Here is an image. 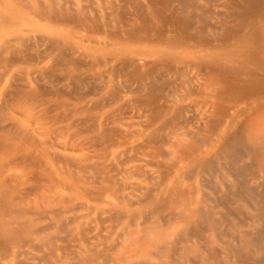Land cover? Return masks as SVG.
<instances>
[{
	"label": "rangeland",
	"instance_id": "rangeland-1",
	"mask_svg": "<svg viewBox=\"0 0 264 264\" xmlns=\"http://www.w3.org/2000/svg\"><path fill=\"white\" fill-rule=\"evenodd\" d=\"M20 1L14 0L18 4ZM69 1L79 3L84 8V12L86 10L85 14L90 17L96 15V11H100L99 13L106 19L108 18L106 14L111 12L105 5V1L108 0H54V3L64 4L70 8L72 5H69ZM0 8H4L3 0H0ZM25 8L24 3L15 5V10L29 20V23L23 24L20 28L31 30L21 33L24 38L22 43L18 41L13 44L22 55L13 58L10 50L0 53V161L8 164H5L4 171H1L0 180L8 181V195L16 199L18 204L40 209V214L31 212L27 214L28 218L34 220L35 228L45 231L35 236L36 243L41 245V240L48 236L56 239V242L45 248L29 247L22 259L27 264H111L105 263L101 255L106 254L104 250L114 248L118 244L122 238L119 239L118 235L124 234L123 225L126 219H110L107 211H110L112 207L108 205V201L115 202L118 207L126 204L125 210L136 213L144 210L149 214L155 208L151 202H141L144 190L152 187L150 185L152 180L149 178L156 176L159 170L155 167V162H162L159 157L155 159L150 157L152 154L149 152H152L153 149H150L153 145L148 144L144 137L151 129L149 127L151 124L148 122L151 113L145 107L147 104L143 105L141 102L142 93L139 92L137 84L142 79L134 78L135 81L127 79V72L131 69H128L126 74L112 73L111 66L114 64L112 62L99 64L100 66L91 65V60L95 59L93 50L102 53V58L105 59L110 55L111 47L92 45L91 48H87L85 43H79V52L87 56L81 59L78 56L62 55L59 48L50 44V41L44 40L45 42L41 43L37 39L40 36L52 37L54 33L63 32L68 33L70 39L74 37L76 40L83 41L90 39L94 43L115 40L104 30L97 29L96 25L80 27L74 25V21L71 20L70 22L66 20L70 23L66 24L65 20L62 22L51 20L48 16L35 14L30 8ZM92 21L95 24L101 22L100 20ZM2 45L0 43V46ZM152 68L154 69L155 66H146L141 71L147 73ZM160 69L163 70L156 69V73L153 70V74L162 78H172V72H167L166 67L161 66ZM200 80L201 76L197 70H189L186 77L173 80V90L176 94L165 104L174 110L182 108V113L177 117L179 120H175L177 124H180H178L180 132H197L195 127L199 131L202 106L214 101L213 97L209 96L210 93L199 94L194 91L198 94H192V87ZM246 102L243 100L238 105L227 106L238 109L245 107L249 110L257 109L255 105H245ZM249 110L247 112H250ZM195 115L197 120L194 119ZM185 119H188L189 125ZM160 124L158 120L152 126ZM143 146L145 148H142ZM96 148L99 149L96 150ZM105 148H108L107 151H103ZM161 148L170 150L168 144L162 145ZM142 152L147 154L146 157ZM25 153L29 155V159L24 162L21 157ZM238 154V150H233L226 155V159L231 160L229 162L228 159L223 160V164L227 163L228 169L229 167L234 169L233 173H231L233 169L232 171L229 169V172L235 175L230 190L226 187L227 183L221 181L217 184L212 183L210 177L206 175L202 178L197 177L196 180L189 178V180H183L184 182L181 181L183 183L179 188L190 184L197 188L194 197L201 200V206L210 212L213 230L206 231L208 227L206 223L204 226L201 225V229L202 227L203 230L206 229L202 233V238L209 240L208 245L201 236H199L200 241L194 238L186 244L179 242L178 246H175L174 255L169 260L170 264H191L192 262V264H264V220L258 219L256 207L262 200L264 202V189L258 188L262 179L259 176L252 177L246 169L240 170L242 173L239 170L240 173L237 172L234 160L239 158L240 154ZM96 165L99 167L95 168ZM51 176L57 179V184L56 181L45 182ZM174 176L164 179L166 184L164 183L165 185L158 189L161 196L165 195L166 185ZM105 177H108V182L104 181ZM206 182H209V185ZM99 186L107 189L99 198L92 193H87L96 191L100 188ZM19 191L25 194L22 195ZM254 193L257 195H253ZM110 194L120 199L114 200ZM25 198L27 200L23 202ZM176 198V195L169 197L166 193L165 200L161 203L165 207L164 210H173L176 205L174 212L183 210L189 215V207L184 208L179 205L180 199ZM157 217V214L155 216L149 214L145 218L137 216L135 221L130 222L132 224H129L130 230L137 231L135 234L137 237L141 236V231L149 225V222H161V219ZM189 219L195 220V216H190ZM180 226L178 219H175L167 228L173 231ZM132 249L127 247L120 252L128 253ZM49 252L52 254L55 252L54 258L49 256ZM158 259L157 256H142L139 260L144 264L164 263V260Z\"/></svg>",
	"mask_w": 264,
	"mask_h": 264
},
{
	"label": "bare ground",
	"instance_id": "bare-ground-1",
	"mask_svg": "<svg viewBox=\"0 0 264 264\" xmlns=\"http://www.w3.org/2000/svg\"><path fill=\"white\" fill-rule=\"evenodd\" d=\"M3 3L4 8H0V43L3 44L0 46V53L10 50L13 58L22 55L21 51L14 48L13 44L18 41L22 43L24 38L21 33L31 31L20 28L23 27V24L29 23V20L23 18L15 10V5L24 3V6L30 8L35 14L48 16L55 21L62 22L65 20L66 22V20H71L74 21V25L80 27L96 25L97 29L104 30L107 35L115 39L113 42L94 43L90 39L83 41L76 40L75 37L71 40L68 33L58 32L52 34V37H38L37 39L41 43L48 40L51 42H49L50 44L59 48L62 55L68 54V57L78 56L81 59L85 58L86 55L79 52V43H85L87 48H91L92 45L111 47L110 55L105 59L102 58V53L93 50L95 59L91 60V65L112 62L114 63L111 66L112 73H125L128 69H131L127 72V79H142H140V83L138 82L139 85L137 84L139 92L142 93L141 102H143V105L144 103L147 104L145 107L151 113L148 121L151 124V126L149 125L151 129L144 137L148 144L153 145L151 149L149 148L150 150L153 149L152 152H149L152 154L150 157H154L153 159L159 157L162 162H155V167L159 168L156 176L150 177V175H147L150 177L149 180H152L150 184L152 187L143 189L141 202H151L155 208L149 214H154V216L157 214V218H160L163 224L159 221L149 222V225L141 231L142 235L137 237L135 235L137 231L130 230V225H132L130 222L135 221L137 216L145 218L149 214L144 210L139 213L127 211L125 210L126 204L118 207L115 202L108 201L109 204H107L112 207L110 211H107L110 219H126V223L123 225L124 236L118 235V238L122 237V240L120 239L114 248L103 251L106 254L101 255V258L105 263L144 264L139 260L142 256H157V258L164 260L163 264H170L169 260L174 255L175 246L179 242L186 244L194 238L201 239L202 233L206 230H203V227L201 229V225L204 226L205 223L208 225V227L205 226L207 227L206 231L213 230L210 212L201 206V200L194 197L197 189L195 185L190 184L184 188H179V186L186 181L185 179L196 180L197 177L202 178L206 175L210 177L212 183L217 184L219 181L227 183L226 187L230 190V186L232 187L234 183L233 176L235 175L231 174L234 169L232 168V171L229 167L232 171L230 173L227 163L223 164V160L227 161L226 155L233 150H238L241 155L238 154L239 158L236 161L234 160L237 172L246 169L252 177L259 176L262 181L259 183L258 188L263 187L264 189V0H108L105 1V5L111 12L106 14L108 17L106 19L103 18V14L99 13L100 11H96V15L90 17L85 14L86 10L84 12V8L79 3L70 1L68 2L70 6L72 5L70 8L64 4L54 3V0H21L19 4L15 3L14 0H3ZM92 20H100L101 22L95 24ZM69 22H66V24ZM44 33L47 32L44 31ZM130 44L135 46H129ZM39 45L41 44L39 43ZM150 65L155 66V68L147 73L141 71V69ZM7 66L9 67V63ZM161 66L166 67L167 72H172V78H162L153 74V70H155V73L156 69L162 71ZM189 70H197L201 76V80L192 87V94L210 93L209 96L214 99V101L205 103L206 105L202 106L203 111L199 119L201 123L200 130L198 131V128L195 127L197 132L191 131L192 133L180 132V127H178L180 124L178 123V125L175 122L182 113V108L174 110L165 104L172 100L176 94L173 90V80L186 77ZM135 79L132 81H135ZM243 100L247 101L245 105H255L257 109L249 110L248 107L238 109L237 107L227 106L238 105ZM248 110L250 112H247ZM196 117L195 115L194 119ZM158 120L161 124L155 127L152 126ZM189 120L191 121V119ZM187 121L188 119L186 120L188 124ZM136 137L138 138V136ZM164 144H168L170 150L162 149L161 146ZM142 148H145V146ZM98 149L96 148V150ZM106 149L108 148L103 149V151ZM143 155L146 157L147 154L143 153ZM27 159H29L27 153L22 155L21 160L25 162ZM18 160L20 159L18 158ZM18 160L16 159V161ZM229 160L231 159H228V162ZM248 160L249 162H247ZM5 164L7 162L0 161V174L1 171H4ZM97 167L99 166L96 165L95 168ZM173 175L175 176L171 180L169 179L170 181L166 185L165 195L166 193L169 197L176 195L180 199L179 205L184 208L189 207V215L183 210L174 212L176 205L173 210L169 209V211L164 210L165 207L161 205L165 200V195L161 196L158 189L166 184L165 180L167 178ZM108 180V177L104 178V181L108 182ZM48 181L50 183L56 181L57 184V179L52 176L45 182ZM246 181L249 182L247 179ZM7 182L0 180V264H27L22 259L27 253V248H38L40 246L45 248L53 245L56 239L48 236L41 240V245L36 243L35 236L45 231L35 228L34 220L28 218L27 214L29 212L40 214L41 211L38 208L33 209V206L23 207L16 202V199H12L8 195L9 183L7 185ZM208 183L207 185H209ZM239 183L241 184V182ZM10 187L12 188V186ZM104 191L106 192L107 189L100 187L96 191L87 193H92L99 198ZM157 192L160 194H156ZM110 196L114 200L120 199L114 194H110ZM23 200L25 202L27 199ZM256 207L258 209V219L264 220L263 200ZM223 209L225 210V207ZM190 216H195V220L189 219ZM175 219H178L181 226L171 231L167 226L171 225L172 220ZM180 238L182 239L180 240ZM202 240L206 245L209 244L208 239L204 240L202 238ZM127 247H132V251L128 253L120 252L127 249ZM55 252H53L54 254L49 252V256L54 258Z\"/></svg>",
	"mask_w": 264,
	"mask_h": 264
}]
</instances>
